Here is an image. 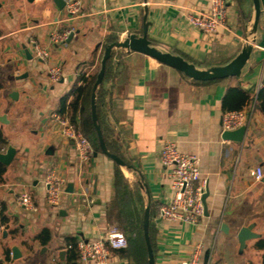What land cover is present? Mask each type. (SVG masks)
<instances>
[{
  "label": "crops",
  "instance_id": "crops-1",
  "mask_svg": "<svg viewBox=\"0 0 264 264\" xmlns=\"http://www.w3.org/2000/svg\"><path fill=\"white\" fill-rule=\"evenodd\" d=\"M79 1L81 17L66 21V6L61 11L54 0H0V116L6 117L0 123L6 141L0 143V152L8 146L16 149L9 166L0 164L4 170L0 175V264H66L69 240L93 241L109 230L105 216L115 197L114 162L96 153L82 164L72 141L62 138L52 120V114L61 110V99L68 95L72 100L82 77L94 73L106 39L123 41L129 34L141 35L147 11L148 39L160 49L201 68L223 66L240 53L255 17L252 0H225L226 27L208 35L193 28L186 13L207 11L211 0ZM260 8L252 56L238 78L198 86L146 55L123 52L121 71L110 92L109 121L121 152L131 162V170L121 169L129 180H141L146 207L150 205L154 217L155 264H182L199 243L204 245L203 264L207 252L208 264H263L264 249L259 245L264 241V178L257 182L252 177L258 167L264 171V114L255 105L264 88V0ZM71 29L69 42L51 45L53 33ZM30 39L51 51L49 63L36 59ZM53 65L62 68L64 77L56 85L48 80V67ZM231 88L252 97L244 110L255 106L241 145L222 138V102ZM12 93L18 95L11 98ZM166 141L199 157L208 196L207 214L196 225L158 218V208L173 196L159 159ZM51 169L66 181L58 208L46 200L45 178ZM71 183L74 192L67 194ZM83 189H88L87 201ZM24 192L32 195L35 212L18 205ZM94 197L100 203L93 204ZM252 223L263 238L250 241L239 255L237 233ZM222 224L228 226V234L222 232ZM45 229L51 232L47 246L37 239ZM14 246L22 254L17 261L11 254L6 258ZM61 250H67L64 261L58 259ZM108 264L135 263L112 253Z\"/></svg>",
  "mask_w": 264,
  "mask_h": 264
},
{
  "label": "built area",
  "instance_id": "built-area-1",
  "mask_svg": "<svg viewBox=\"0 0 264 264\" xmlns=\"http://www.w3.org/2000/svg\"><path fill=\"white\" fill-rule=\"evenodd\" d=\"M107 1V0H102ZM174 2L175 0H166ZM81 2L79 0H68L66 2V21H74L81 17ZM188 23L198 31L205 34H216L219 29L226 27L227 7L225 0H211L207 11H188L186 13ZM74 30H66L62 33H53L50 37L51 45L58 46L65 44L69 35ZM30 46L33 49L36 59L43 63H49L51 51L39 44L36 39H30ZM48 80L52 85L59 84L63 79V71L60 66L48 67ZM71 98L68 99V103ZM255 106L250 110L230 111L223 114V131H233L249 126L252 121V114ZM52 120L60 127L61 136L65 141H72L75 151L82 164L89 163L96 155V151L83 134L78 123L73 120L72 112L66 107L64 112L52 114ZM162 167L166 170L170 179L172 198L166 204L158 208V218L173 221L186 225H196L204 217V205L202 197L205 193V183L202 182L200 172V160L197 155L181 151L174 141H166L159 153ZM252 177L259 182L264 178V171L258 167L252 172ZM46 200L54 208L61 205L66 189V181L57 170L48 171L45 178ZM88 189H83L82 196L88 200ZM18 205L28 212H35L36 206L30 193L24 192L18 197ZM127 247L125 236L113 229L102 235L97 240L85 241L79 239L75 242V249L78 253L80 264H108L113 250H120ZM69 249L72 246H68ZM204 245L197 244L189 258L182 264H203Z\"/></svg>",
  "mask_w": 264,
  "mask_h": 264
},
{
  "label": "trees",
  "instance_id": "trees-1",
  "mask_svg": "<svg viewBox=\"0 0 264 264\" xmlns=\"http://www.w3.org/2000/svg\"><path fill=\"white\" fill-rule=\"evenodd\" d=\"M118 41L119 40L117 37H109L104 43V49L106 46ZM124 51L125 50L123 49L113 50L110 59L106 63L103 81L96 91V116L98 124H100L99 126L101 128L102 137L107 149L110 153L116 155L125 163L126 169L131 170V162L127 159V157H125L124 153L121 152L120 143L115 137V131L110 124V112L108 109V107L112 106L113 100L111 98L110 92L115 79L118 77L121 71L120 68L122 65L120 64V60ZM96 78V73L89 74L88 76L84 75L82 77L81 85L75 88L72 92V100L68 103V95L61 99V110L59 112H64L66 107H69L72 112L73 120L78 123L83 134L92 143L96 153L102 154L99 145V138L94 126L95 124L93 123L91 116V99ZM220 81L221 80L200 82L191 80L192 83L197 84L198 86ZM252 102L253 99L248 93L240 90L239 88H231L228 90L223 99L222 109L224 113L230 111H241L247 106H250ZM255 105L264 114V88L260 89L255 101ZM5 142L6 141L0 132V143ZM114 165L115 197L114 200L107 205L105 217L109 229L108 231L113 229L120 231L127 240V247L120 250H113L112 253H117L121 257L128 258L135 264H148V251L144 237V214L146 209V199L144 196L143 184L141 183V180L138 179L136 181L129 180L124 175L121 167L116 163H114ZM3 172L4 170H0V175ZM152 216L153 214L150 210L151 218L149 220L148 234L155 256L154 217ZM1 221L2 223L6 222L4 215H2ZM37 239L42 245L47 246L51 241V232L48 229H45L37 236ZM75 242L76 241L74 239L68 241L67 248L68 246H72V248H68L66 264H79L78 253L75 249ZM259 247L260 249H264V241L260 242ZM10 254L11 252L8 250L6 254V258L8 260L10 259Z\"/></svg>",
  "mask_w": 264,
  "mask_h": 264
},
{
  "label": "water",
  "instance_id": "water-1",
  "mask_svg": "<svg viewBox=\"0 0 264 264\" xmlns=\"http://www.w3.org/2000/svg\"><path fill=\"white\" fill-rule=\"evenodd\" d=\"M29 2H34L35 0H28ZM254 5L255 17L253 27L246 39V42L241 49L240 53L235 56V58L230 61L228 64L223 66H215L209 68H201L196 66L193 63L186 61L183 57L176 55L170 51H166L160 49L156 44L151 42L147 36V11L145 13V17L143 20V31L141 35L137 34H129L123 41H118L112 43L105 47L104 53L100 62V70L97 74L96 82L93 86V94L91 99V116L92 121L95 124V130L97 132L99 138V145L101 152L104 156L109 158L111 161L119 165L121 168H125V163L116 155L109 152L102 137L100 124H98L97 116H96V91L98 87L101 85L104 74L106 63L110 59L112 51L116 49H123L127 53H140L146 55L158 63L162 65H166L176 71L182 73L186 77L191 80L207 82V81H215V80H223L227 78H238L241 76L243 69L247 66L253 52V45L255 43V33L258 28V22L260 18L261 8H260V0H252ZM54 3L58 7L59 10L63 11L66 3L64 0H54ZM1 7V4H0ZM73 37V33H71L67 39L69 42ZM29 59H31L29 53H27ZM28 75H25L27 77ZM17 93H12L11 98L16 97ZM6 117L0 116V123H5ZM248 131V126H242L233 131H224L222 138L227 141H231L235 144H243L246 133ZM73 144V142H72ZM53 149H49L48 153H52ZM16 155V149L12 146H8L5 152H0V164L4 166H9L13 161ZM74 192V185L71 183L68 185V189L66 190L67 194H72ZM93 195H96V185L94 186ZM208 196V191H206L202 197V202L204 205V214H207L206 208V198ZM93 204H98L100 201L97 198L92 199ZM150 205H147L144 214V237L146 241L147 251H148V264H155V256L153 253V249L149 240L148 228H149V220H150ZM256 223H252L248 226L241 227L237 233V241L239 244L238 254L243 255L244 252L248 248V243L253 240H258L263 238L262 234H258L255 232ZM221 230L223 233L228 234L229 228L226 224L221 225ZM6 235V234H5ZM67 254V250H61L58 253V259L64 261L65 255ZM11 256L13 261H17L22 257L20 250L18 247L14 246L11 248ZM209 252L205 254L204 264H208L209 262Z\"/></svg>",
  "mask_w": 264,
  "mask_h": 264
},
{
  "label": "rangeland",
  "instance_id": "rangeland-1",
  "mask_svg": "<svg viewBox=\"0 0 264 264\" xmlns=\"http://www.w3.org/2000/svg\"><path fill=\"white\" fill-rule=\"evenodd\" d=\"M99 70H100V63L98 64V66H97L96 69L94 70V73L98 74Z\"/></svg>",
  "mask_w": 264,
  "mask_h": 264
}]
</instances>
